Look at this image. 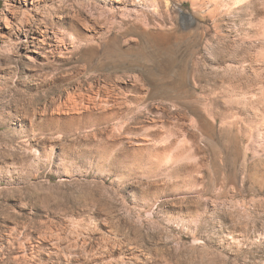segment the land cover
I'll return each instance as SVG.
<instances>
[{"label":"rangeland","instance_id":"374dc122","mask_svg":"<svg viewBox=\"0 0 264 264\" xmlns=\"http://www.w3.org/2000/svg\"><path fill=\"white\" fill-rule=\"evenodd\" d=\"M30 2L0 0V264H264V0Z\"/></svg>","mask_w":264,"mask_h":264},{"label":"bare ground","instance_id":"6f19581e","mask_svg":"<svg viewBox=\"0 0 264 264\" xmlns=\"http://www.w3.org/2000/svg\"><path fill=\"white\" fill-rule=\"evenodd\" d=\"M30 1V0H29ZM114 1V3H125L127 6H132L133 8H136V6H138L139 5V3H138V0H113ZM34 2H35V0H31V2L30 3H32L33 5H34ZM111 4H112V2H111ZM122 5V4H121ZM125 5V6H126ZM37 7V6H36ZM116 7V6H115ZM124 7V6H123ZM119 8H120V6H119ZM122 8V7H121ZM129 8V7H128ZM46 30V29H45ZM41 31H43V30H41ZM39 32V31H38ZM47 32H48V30H47ZM40 34V33H39ZM42 34V33H41ZM43 35V34H42ZM45 35V34H44ZM48 35V34H47ZM36 37H38V36H36ZM39 38V37H38ZM41 41V40H40ZM67 104V103H66ZM64 105L63 106V108L65 109V110H68L69 109V107L67 106V105ZM78 105V104H77ZM58 107V106H57ZM59 108V107H58ZM89 108H90V106L89 105H85V106H81V107H76V109H78L77 111V113H79L78 115H83V112L85 111V110H89ZM61 109V108H60ZM59 109V110H60ZM73 111H74V109H73ZM76 111V110H75ZM86 111V112H87ZM59 112V111H58ZM67 112H69V111H67Z\"/></svg>","mask_w":264,"mask_h":264}]
</instances>
